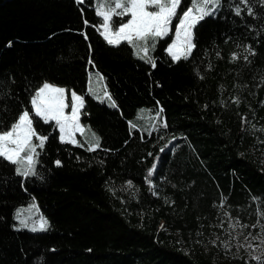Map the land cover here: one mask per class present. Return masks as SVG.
<instances>
[{"label": "trees", "instance_id": "obj_1", "mask_svg": "<svg viewBox=\"0 0 264 264\" xmlns=\"http://www.w3.org/2000/svg\"><path fill=\"white\" fill-rule=\"evenodd\" d=\"M95 9V0H0V130L31 113V96L49 82L66 88L69 104L71 91L84 97L88 134L83 146L61 143L54 122L34 118L48 136L35 175L0 158V264H257L264 0H220L178 62L166 51L174 19L146 56L155 68L126 42L109 45ZM93 133L99 147L88 151ZM33 198L47 230L15 224L16 208Z\"/></svg>", "mask_w": 264, "mask_h": 264}, {"label": "snow or ice", "instance_id": "obj_2", "mask_svg": "<svg viewBox=\"0 0 264 264\" xmlns=\"http://www.w3.org/2000/svg\"><path fill=\"white\" fill-rule=\"evenodd\" d=\"M84 2L85 0H77L78 4ZM241 3L247 4L248 0H241ZM209 5L214 7L210 8ZM181 6L182 0H98L95 10L97 16L102 17L101 35L104 40L111 46H120L122 42H126L140 59H146L149 50L154 51L156 43L169 36L173 28V20L177 19L178 23L174 26V38L166 51L173 62H178L181 59H188L192 54V50L196 47L193 42V29L205 17L214 14L215 8L220 6V0H191L182 14H178ZM236 14H240L239 7L236 9ZM249 14H253L251 8H249ZM117 17L121 22L113 30V24L117 23L114 18ZM125 17L130 18L123 22ZM85 24L87 25L88 22L85 21ZM91 62L90 60L89 63ZM146 62L153 68L156 67L151 57H147ZM66 92L67 90L63 87L45 82L30 98L31 113L24 110L7 130H0V158L18 165L16 168L18 174L35 175L33 166L39 155L37 148L43 149L48 140V136L37 132L34 127V118H39L44 124L54 122L55 127L59 129L61 143L83 146L75 139V133L84 131L80 123L84 97L71 92L69 104L66 103ZM108 98L111 99L110 96ZM69 107L70 113L65 111ZM92 136L95 143L90 144L88 151H94L99 147V137L95 133ZM34 138L38 143H34ZM56 164L59 166L61 162L57 160ZM151 174L150 170L149 175ZM223 203L222 200L221 206ZM43 227L42 224L41 228ZM230 227L234 226L230 225ZM243 227L248 226L243 225ZM261 229L264 231V225ZM32 231H36V228ZM252 238H259L261 244H264V238L256 236ZM224 246L227 248L228 244L225 243ZM243 247L245 245H239L237 251ZM246 247L253 248V245L249 243ZM252 259L257 261V264H264V256H253Z\"/></svg>", "mask_w": 264, "mask_h": 264}, {"label": "rangeland", "instance_id": "obj_3", "mask_svg": "<svg viewBox=\"0 0 264 264\" xmlns=\"http://www.w3.org/2000/svg\"><path fill=\"white\" fill-rule=\"evenodd\" d=\"M95 1H96V3H98V0H95ZM209 7L213 8L214 6L209 5ZM100 30H101V32L103 31L101 25H100ZM143 55H145V54H143ZM148 55H149V52L147 53L146 56H148ZM50 84H52V83H50ZM90 85H91L90 86L91 92H93L94 94H97L96 92L99 91V87L97 85V80H96L95 74H93L91 76V84ZM59 87H61V86H59ZM63 88H65V87H63ZM71 92H74V91H71ZM77 95H79V94H77ZM66 103H68V93L67 92H66ZM65 111L70 113L71 108L69 110L66 109ZM81 111H82V109H81ZM80 123H81L84 131H83V133H81V132L75 133V139L77 141H79V136L84 137V136L88 135L86 126L81 122V114H80ZM34 143H36V142H34ZM17 167H18V165H17ZM33 169H34V171L36 170V163L34 164ZM14 216H15V220H16L15 224L18 228H26L29 230L36 228V231H43V230H47L49 227V220L47 219L45 213L42 211V209L40 208V206H39V204L35 198H33L29 203L17 207L15 210ZM42 224L44 225L43 229L41 228ZM260 238H264V236H260ZM258 241H259V244L256 245V247H255L256 252L264 249V244H261V240L259 238H258Z\"/></svg>", "mask_w": 264, "mask_h": 264}, {"label": "crops", "instance_id": "obj_4", "mask_svg": "<svg viewBox=\"0 0 264 264\" xmlns=\"http://www.w3.org/2000/svg\"><path fill=\"white\" fill-rule=\"evenodd\" d=\"M96 5H97V3H96ZM144 54V53H143ZM93 74H95L96 75V80L98 79V81H103V77L96 71V70H94V71H91V73H90V76H92ZM101 79V80H100ZM90 84H91V77H90ZM91 86V85H90ZM82 137V136H81ZM84 141V140H83ZM34 142H36V143H38V141L37 140H35V138H34Z\"/></svg>", "mask_w": 264, "mask_h": 264}]
</instances>
